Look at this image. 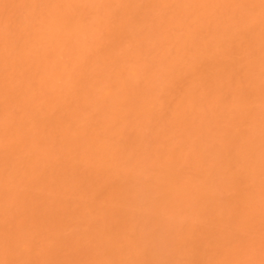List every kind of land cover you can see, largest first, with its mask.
<instances>
[{
	"label": "bare ground",
	"instance_id": "6f19581e",
	"mask_svg": "<svg viewBox=\"0 0 264 264\" xmlns=\"http://www.w3.org/2000/svg\"><path fill=\"white\" fill-rule=\"evenodd\" d=\"M0 264H264V0H0Z\"/></svg>",
	"mask_w": 264,
	"mask_h": 264
}]
</instances>
